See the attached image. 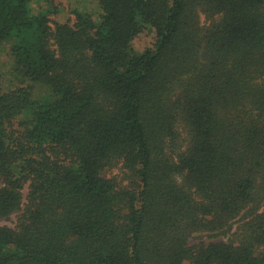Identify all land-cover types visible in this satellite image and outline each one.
<instances>
[{"label":"trees","instance_id":"1","mask_svg":"<svg viewBox=\"0 0 264 264\" xmlns=\"http://www.w3.org/2000/svg\"><path fill=\"white\" fill-rule=\"evenodd\" d=\"M32 3L0 0V264H264V0Z\"/></svg>","mask_w":264,"mask_h":264},{"label":"rangeland","instance_id":"2","mask_svg":"<svg viewBox=\"0 0 264 264\" xmlns=\"http://www.w3.org/2000/svg\"><path fill=\"white\" fill-rule=\"evenodd\" d=\"M35 10H49L51 12L50 16L55 22H65L67 20L73 21V10L87 11L92 13L96 17V13L99 10L98 0H33L32 3ZM203 18V17H202ZM142 35L138 40L134 42V47L137 51L143 49L145 45L148 44L150 37H144ZM10 68V62L5 55L0 56V72L3 75H8ZM26 193V190H24ZM19 212H13L7 217L0 218V225L15 226L17 215ZM199 235L197 234L192 241H196ZM210 239V238H205Z\"/></svg>","mask_w":264,"mask_h":264}]
</instances>
